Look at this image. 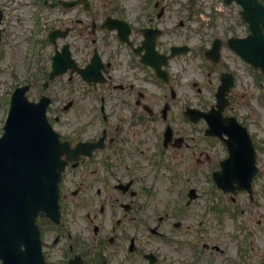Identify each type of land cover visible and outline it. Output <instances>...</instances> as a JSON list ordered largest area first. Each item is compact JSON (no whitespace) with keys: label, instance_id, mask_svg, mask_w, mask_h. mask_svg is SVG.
<instances>
[{"label":"flooded vegetation","instance_id":"af4514ba","mask_svg":"<svg viewBox=\"0 0 264 264\" xmlns=\"http://www.w3.org/2000/svg\"><path fill=\"white\" fill-rule=\"evenodd\" d=\"M202 1L195 16L183 0L46 9L41 47L67 45L80 67L93 65L90 84L71 70L60 83L65 103L53 121L68 144L67 166L58 220H37L46 264H264V230L225 241L223 216H210L220 211L209 201L200 214L190 210L221 190L216 180L225 174L234 190L242 176H253L249 190L223 192L233 202L243 195L264 203V118L247 112L259 111L264 75L237 50L243 44L264 63V0ZM109 17L120 26L105 28ZM53 31L59 36L51 42ZM214 42L220 48L212 61L205 51ZM192 43L206 57L200 69ZM180 46L190 52L171 57ZM222 80L229 103L212 125L225 130L208 134L211 124L196 111L215 110Z\"/></svg>","mask_w":264,"mask_h":264},{"label":"water","instance_id":"95a60500","mask_svg":"<svg viewBox=\"0 0 264 264\" xmlns=\"http://www.w3.org/2000/svg\"><path fill=\"white\" fill-rule=\"evenodd\" d=\"M27 90L13 98L0 139V166L9 168V174L0 176V258L5 264H44L33 219L39 209H55L64 168L62 143L46 119L50 100L30 104L24 97Z\"/></svg>","mask_w":264,"mask_h":264},{"label":"rangeland","instance_id":"374dc122","mask_svg":"<svg viewBox=\"0 0 264 264\" xmlns=\"http://www.w3.org/2000/svg\"><path fill=\"white\" fill-rule=\"evenodd\" d=\"M122 1H127L129 3V9H132L134 4L130 3L131 0ZM183 1L186 2L183 7L187 6L188 13L190 14L196 13L203 2L202 0ZM207 2L208 1L206 0L205 6H207ZM12 4L13 7H11ZM19 6L20 4L14 3L13 0H0V9H4L5 11V23L3 25L5 36L4 40L0 43V136L4 125V119L8 113L9 96H11L15 84L20 83L22 80L29 79L28 84L32 83V90L28 93V98L33 102L37 101L42 94H52L53 101H55L53 107L55 110L59 108L58 112L61 110L60 106L65 103V100L59 96L60 83L63 79L60 78L61 80H55V82L49 86L50 88L47 92H43L41 85L45 79L43 80L42 72L44 73L45 66L50 68V59L54 55V48L53 46H46L43 50L42 48H38L37 50L33 48L31 50L26 49L28 48L27 37L29 38L31 32L29 30L31 29L32 24V20H30V9H32V7H30L28 11L24 6ZM205 6L202 10L203 12H205ZM186 34L192 35L194 38L193 42H198L199 35H197V33L192 34V32H186ZM193 66L194 68H202V65L194 58V56ZM252 95L256 96L259 95V93L255 90L252 92ZM258 100L259 111L249 109L247 112L249 113V116L251 115L261 119L264 118V108L262 106L260 107V100L264 103V96L260 95ZM249 102H251V100L247 97L245 103ZM252 103L254 102L252 101ZM254 104L257 105L256 103ZM262 122L264 121L262 120ZM58 125L59 124H57V126ZM262 131H264V128H262ZM203 186H205V184ZM214 193L215 194L211 200H197L192 203L190 210L194 211L196 214H200V211L202 212L204 207L203 204L208 203L209 201L212 208H216L220 211L217 214L218 216H210L213 218L220 217V214L223 216V225L220 231L223 230L225 241L235 232L236 224L234 223H237V225L242 227L245 225L249 230H257L256 227L258 230H264V227L263 229L261 228L264 226V220L261 219L263 222L262 226H259L256 223L258 219L264 216V203L262 205H251L248 202V199L243 195L233 202L228 194H224L221 190H217ZM256 211H258V213H256ZM247 219H249V222ZM212 227V229L219 228L215 225H212Z\"/></svg>","mask_w":264,"mask_h":264}]
</instances>
